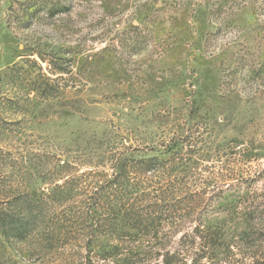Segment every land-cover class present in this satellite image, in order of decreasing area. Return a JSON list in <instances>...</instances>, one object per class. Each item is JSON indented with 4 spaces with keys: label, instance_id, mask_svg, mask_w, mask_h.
Returning <instances> with one entry per match:
<instances>
[{
    "label": "rangeland",
    "instance_id": "rangeland-1",
    "mask_svg": "<svg viewBox=\"0 0 264 264\" xmlns=\"http://www.w3.org/2000/svg\"><path fill=\"white\" fill-rule=\"evenodd\" d=\"M0 212L36 215L0 264H191L198 225L262 258L264 0H0Z\"/></svg>",
    "mask_w": 264,
    "mask_h": 264
},
{
    "label": "trees",
    "instance_id": "trees-1",
    "mask_svg": "<svg viewBox=\"0 0 264 264\" xmlns=\"http://www.w3.org/2000/svg\"><path fill=\"white\" fill-rule=\"evenodd\" d=\"M148 162L151 160H147ZM147 162V163H148ZM156 212V215L153 217V219L148 222V218L152 215V211L150 212V215H146V219H140L138 221H134L132 225H135L140 230V235H148L151 231H156L157 226H160V215H162L161 209L154 211ZM18 212H12L7 215H3L0 212V236H4L7 238L10 237H23L25 233L27 232V227L31 224V221L36 217V215H33V213L27 214L23 221H20L19 218H17ZM30 219V220H29ZM100 222L94 221V218H91V225L90 227H93L95 231H98L102 234L106 233V231L111 230L110 233L117 232L121 235H124L122 232L123 225H117L115 223H112L111 219H100ZM20 224L19 226H16V224ZM95 225V226H94ZM128 225H130L128 223ZM108 229V230H107ZM153 229V230H151ZM194 232V238H192L194 241L198 239V249L196 251H193V248H191V251L194 252V254H197L196 258L193 259L191 264H200V259L206 255L208 258H213L215 254V250H218V248L222 247L223 251L226 250V256L230 257L233 253H230L229 246L231 244H224L223 241H225L226 238V232L222 227L219 228H200V225L196 226L193 230ZM155 233V232H154ZM9 234V236H8ZM197 237V238H195ZM120 239V238H119ZM122 242L126 243L124 247L119 248L118 244L108 245L107 248H102L97 254L100 256L101 263L102 264H134L135 257H137L139 252L134 251L136 246L133 245L132 242L134 240L126 239L124 240L121 238ZM140 242V241H139ZM166 242L164 240H158V239H147L145 246L151 245L150 250L145 251L144 254H152V248L154 246H157V248L161 249V247H166ZM130 244V245H129ZM121 245V244H120ZM144 246V247H145ZM177 248L170 253V250H167L165 252V258L162 260V264H187V260H182V262L179 263V259L177 258ZM121 251V252H120ZM124 256L122 258H118V255ZM201 255H200V254ZM231 262V261H230ZM209 264H212L211 262ZM246 264H264V255L262 258L259 259H252L251 262H248Z\"/></svg>",
    "mask_w": 264,
    "mask_h": 264
}]
</instances>
